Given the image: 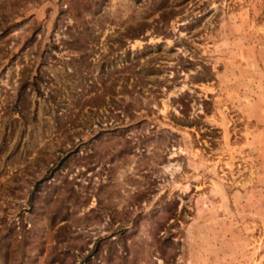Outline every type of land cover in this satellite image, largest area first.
<instances>
[{
    "label": "rangeland",
    "instance_id": "rangeland-1",
    "mask_svg": "<svg viewBox=\"0 0 264 264\" xmlns=\"http://www.w3.org/2000/svg\"><path fill=\"white\" fill-rule=\"evenodd\" d=\"M0 264H264V0H0Z\"/></svg>",
    "mask_w": 264,
    "mask_h": 264
}]
</instances>
